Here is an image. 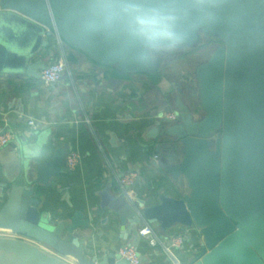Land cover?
<instances>
[{
	"label": "water",
	"instance_id": "1",
	"mask_svg": "<svg viewBox=\"0 0 264 264\" xmlns=\"http://www.w3.org/2000/svg\"><path fill=\"white\" fill-rule=\"evenodd\" d=\"M141 20L155 23L144 27ZM201 31L221 43L196 67L195 90L162 77L150 96L160 110L152 130L156 151L162 165L169 164L168 155L178 157L170 164L187 175L190 190L162 195L150 206L126 202L130 212L120 220L124 224L129 214L135 246L145 222L195 225L200 249L192 245L191 259L182 264H264V0H0V72L42 84L40 70L58 37L81 57L85 50L123 62L122 71H153L159 59L150 50L193 44ZM172 109L175 119L160 113ZM66 153L59 145L40 162V152L20 138L0 148L2 185L8 187L0 231L44 242L61 257L6 236H0V256L15 253L30 264H75L68 257L76 264H129L107 248L86 257L77 229L91 222L82 210L54 220L40 209L38 185L61 171Z\"/></svg>",
	"mask_w": 264,
	"mask_h": 264
},
{
	"label": "crops",
	"instance_id": "2",
	"mask_svg": "<svg viewBox=\"0 0 264 264\" xmlns=\"http://www.w3.org/2000/svg\"><path fill=\"white\" fill-rule=\"evenodd\" d=\"M178 46L182 45L160 47ZM77 50L59 37L50 43L48 62L61 57L67 62L61 79L55 83L36 85L33 78L0 72V130L12 131V140L28 141L35 153L40 152V162L49 159L59 145L67 151H78L76 167L68 171L63 166L48 185H38L36 196L40 209L54 220L77 209L83 211L91 224L78 228L77 235L80 250L89 257L98 248L117 251L119 246L132 243L129 214L124 224L120 220L124 211L130 212L126 202L150 206L159 203L162 195L177 197L190 190L187 175L170 164L178 161L177 156L168 155L169 164L162 165L164 158L156 151L157 140L152 135L160 110L150 99L152 84L162 77L183 83L190 77L175 76L174 60L161 70L122 71L123 62L104 61L85 50L81 51L86 57H81ZM150 52L153 59H159ZM185 100L189 104L193 101L188 91ZM160 113L166 116L168 111ZM28 119L35 121L34 126L28 124ZM130 170L137 171L138 178L134 185L122 188L118 176ZM2 182L0 165V208L8 191ZM152 226L156 245L143 237L137 240L141 264H173L163 246L174 235L184 238L182 247L175 249L181 263L191 259L192 245L200 249L201 235L195 225ZM0 236L24 239L61 257L53 247L34 238L1 231ZM64 237L71 239L68 234ZM66 259L76 264L72 257Z\"/></svg>",
	"mask_w": 264,
	"mask_h": 264
},
{
	"label": "built area",
	"instance_id": "3",
	"mask_svg": "<svg viewBox=\"0 0 264 264\" xmlns=\"http://www.w3.org/2000/svg\"><path fill=\"white\" fill-rule=\"evenodd\" d=\"M67 62L65 57L58 58L48 62L45 67L40 72L41 79L47 83H55L61 79L63 72L66 70ZM166 117L169 119L176 118V112L169 111L166 113ZM28 124L34 126L35 121L33 119H28ZM13 137V133L10 130H0V148L7 145ZM80 155L78 151L74 149H69L65 157V169L73 170L78 164ZM138 178V172L135 170H130L127 173L118 176V183L122 188L130 187L134 185ZM6 233V232H2ZM138 236L146 238L151 245H156L158 243L155 237L154 227L152 224L145 222L138 228ZM184 243V238L182 235H174L170 238L167 245L163 246L164 252L169 256L173 264H182L179 257L175 253V249L182 247ZM118 254L121 258L126 259L129 264H141L140 254L135 245L132 243H125L118 247Z\"/></svg>",
	"mask_w": 264,
	"mask_h": 264
},
{
	"label": "rangeland",
	"instance_id": "4",
	"mask_svg": "<svg viewBox=\"0 0 264 264\" xmlns=\"http://www.w3.org/2000/svg\"><path fill=\"white\" fill-rule=\"evenodd\" d=\"M212 37L214 38L212 32L201 31L200 36L195 43L178 46L172 53H164L162 49H167L166 47L159 46L160 48L153 49L152 53L159 58L157 70L166 68L167 64L174 60L175 65H172V70L175 73V76L185 75L195 80L196 67L206 62L215 50V47L221 43L218 39V41L215 42ZM159 51L160 53H158ZM0 264H30V262L27 258L22 256L17 257L16 254L13 253L11 255L0 256Z\"/></svg>",
	"mask_w": 264,
	"mask_h": 264
},
{
	"label": "flooded vegetation",
	"instance_id": "5",
	"mask_svg": "<svg viewBox=\"0 0 264 264\" xmlns=\"http://www.w3.org/2000/svg\"><path fill=\"white\" fill-rule=\"evenodd\" d=\"M213 38V37H212ZM213 40L216 42V41H218L217 39H215V38H213ZM175 48H170V49H162L163 51H164V53H172L173 52V50H174ZM158 53H160V51L158 52ZM193 80L191 79V78H189L188 80H186V82H185V84H188V86H189V88L191 89V91H194L195 90V86L193 85Z\"/></svg>",
	"mask_w": 264,
	"mask_h": 264
},
{
	"label": "clouds",
	"instance_id": "6",
	"mask_svg": "<svg viewBox=\"0 0 264 264\" xmlns=\"http://www.w3.org/2000/svg\"><path fill=\"white\" fill-rule=\"evenodd\" d=\"M140 23L144 27H151L155 22L150 20H141Z\"/></svg>",
	"mask_w": 264,
	"mask_h": 264
},
{
	"label": "trees",
	"instance_id": "7",
	"mask_svg": "<svg viewBox=\"0 0 264 264\" xmlns=\"http://www.w3.org/2000/svg\"><path fill=\"white\" fill-rule=\"evenodd\" d=\"M67 58H68V60H71L72 56H71V55H69Z\"/></svg>",
	"mask_w": 264,
	"mask_h": 264
}]
</instances>
